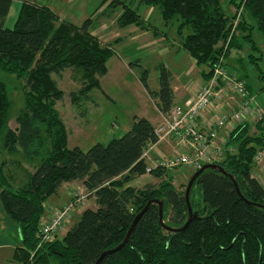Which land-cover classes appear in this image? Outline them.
<instances>
[{"label":"trees","instance_id":"obj_1","mask_svg":"<svg viewBox=\"0 0 264 264\" xmlns=\"http://www.w3.org/2000/svg\"><path fill=\"white\" fill-rule=\"evenodd\" d=\"M15 1L20 0H0V71L25 80V106L16 117L17 128L11 129L14 103L0 80V138L7 153L22 154L37 165L27 182L15 190L4 164L0 168V202L20 234L14 261L96 264L104 252L124 241L136 216L151 203L127 245L101 264H264V209L248 205L233 181L247 201L264 206V185L253 175L255 158L264 150V116L256 123L257 134L250 133V122L233 130L225 158L215 163L225 173L207 169L192 188L190 203L198 216L184 231H167L160 223V203L165 224L182 228L189 216L186 189L178 190L170 171L162 169L150 174L161 181L158 185L132 186L147 175L142 156L157 141L155 126L135 116L123 137L106 145L98 143L88 151L70 149L69 131L55 107L65 95L55 77L67 70L81 73L82 88L71 93L72 101L91 100L89 93L101 90L114 52L93 35L98 19L91 17L76 26L62 21L49 7L21 1L14 28L8 29L5 23ZM228 1L235 10L231 17L221 0H102L96 13L103 7L99 18L120 13L118 29L142 28L148 25L140 15L142 8H157L167 29L176 30L181 46L201 70L202 80L208 82L216 65L221 59L226 64L232 51H243L246 44L253 53L259 50L255 31L264 39V0ZM260 59L250 56L255 65ZM156 69L160 72L158 91L149 88V70L144 69L139 78L159 110L167 114L175 105L173 75L164 64ZM238 77L253 95L245 76ZM73 182L83 183L97 208L84 210L62 239L55 237L37 249L45 203L63 184ZM194 188L202 195L201 201L194 199Z\"/></svg>","mask_w":264,"mask_h":264},{"label":"rangeland","instance_id":"obj_2","mask_svg":"<svg viewBox=\"0 0 264 264\" xmlns=\"http://www.w3.org/2000/svg\"><path fill=\"white\" fill-rule=\"evenodd\" d=\"M21 1H28L39 6L49 7L62 21H68L76 26H81L91 17L98 19V24L96 23L98 26L94 29L93 35L98 37L101 44L105 46L111 45L110 48L114 52L113 59H110L107 64V67L108 65L110 67V72L109 76L103 81V89L93 90L89 93L91 94V100H77L76 102L71 100V93L78 92L82 88L80 72L67 70L60 78L55 77L58 81L59 88L65 94L63 100L58 101L55 107L59 111L69 131L70 149L79 147L84 151H88L98 143L106 145L114 138L123 137L131 129L133 118L136 115H142V113L144 115H151L155 113L156 103L150 100L146 92L147 90L145 91L146 88L142 85L139 77L144 69L149 70V88L151 90L159 89L160 72L156 68L159 63L163 64L170 61L169 54L166 53L165 48H160V46H163V42H165L168 44L166 48L168 50L172 46V43H176L180 39L176 30L173 28L167 29L157 8H150V13H152L151 21L144 19L148 25L146 24L142 28L131 26L122 30L118 29L120 13L111 18H99L104 7L98 13L96 12L102 0H20L13 3L12 15L8 20L6 28H14ZM221 3L227 15L231 17L235 13V10L229 5V1L221 0ZM156 32L158 33L157 35L155 34ZM254 40L259 48L257 52L253 53L250 45L246 44L243 51H232L231 56L226 61L233 67V70H230L233 74L235 71L238 76H245V80L251 89L250 92L255 95L258 104L264 108V81L260 78L261 75L264 77V39L261 33L255 31ZM157 47L160 49L158 55L161 57L158 55L155 59L145 57V52L149 51L154 53L153 50ZM251 54L261 58L257 61L261 72L257 69V65L251 62ZM137 59H140L143 63L134 66L133 70L126 68L128 60L136 62ZM239 61L240 63L238 64ZM121 66L123 70L114 68ZM117 73H119L118 79L115 78V74ZM0 80L7 85L9 95L14 103L9 127L16 129V117L25 106V80L2 71H0ZM225 100L233 101L235 98ZM191 103L192 101L188 100L184 105L175 104V106H182L187 110L191 106ZM232 103L235 104V101ZM250 123V133L257 134V121L253 120ZM220 137L224 138L226 134L222 132ZM159 149L160 154L167 157L166 159H170L175 150V144L172 140L167 139L165 142L163 141ZM233 152H236L235 149ZM158 156L159 153L154 151V159ZM3 164V170L8 178V182H10V187L14 190L27 182L28 177L33 174L37 165L29 163L22 154L10 155L7 153L4 148V138H0V168ZM194 172V170L187 167L171 169L170 176L174 179V186L178 190L187 189ZM253 175L264 185V158L259 163H256ZM160 182L155 176L146 175L133 181L132 186L143 189L147 185H158ZM79 192L87 195V197L83 200V204L78 205L72 215L67 219L65 228L63 227L62 230L55 234L56 238L62 239L68 232V229L79 222V214L82 210L97 208L95 198L90 197L86 190ZM193 197L196 201L202 200V195L197 188H194ZM51 205L49 200L45 203V211L40 218V222L43 219L50 218L51 209L62 208ZM49 206L52 208L48 213ZM11 223L12 226L5 231L4 236L7 238L9 236V239L19 246L20 234L18 226L12 220Z\"/></svg>","mask_w":264,"mask_h":264},{"label":"built area","instance_id":"obj_3","mask_svg":"<svg viewBox=\"0 0 264 264\" xmlns=\"http://www.w3.org/2000/svg\"><path fill=\"white\" fill-rule=\"evenodd\" d=\"M236 97L239 100H225ZM189 101L192 103L187 110L174 105L170 112L163 114L162 122L155 126L157 141L150 144L142 156L147 163V175L155 170L171 171L176 167H187L197 172L207 164L221 161L226 156L225 146L233 130L253 120L258 122L264 116V108L258 104L255 96L249 94L245 82L226 67L224 59L214 68L211 80L203 82ZM234 101L235 104L232 103ZM222 132L226 137H220ZM166 138L175 144L170 159L160 154L159 149ZM154 151L159 153L156 159L153 157ZM262 158L264 150L258 153L255 163ZM72 196L74 200L62 208L51 209L49 206L51 216L40 222L37 249L54 239L75 208L83 204L87 197L79 191Z\"/></svg>","mask_w":264,"mask_h":264},{"label":"crops","instance_id":"obj_4","mask_svg":"<svg viewBox=\"0 0 264 264\" xmlns=\"http://www.w3.org/2000/svg\"><path fill=\"white\" fill-rule=\"evenodd\" d=\"M150 11H151L150 8H142L140 12L141 17L145 20L148 19V21H151L152 13H150ZM11 15H12V7L7 17L5 27H7L6 25ZM143 43H140V44H143ZM167 46L168 44H166L165 42H163V46L162 45L160 46V48H163V49L165 48L164 50H166V53H168L170 56V61L168 63H163V64L173 75L172 88L175 94V104L184 105L188 100H191L194 97V93L197 91L199 86L204 82L200 75L201 70L196 67L195 62L192 60L189 54L183 49V47L180 44V41L179 43H173L172 46L168 48V50L166 49ZM159 50L160 49L157 47L153 50L154 53L149 52V51L145 52L144 53L145 57H148L149 59H155L158 55ZM158 56L161 57L160 55ZM112 59L113 57L111 58V60ZM134 63L135 62H131V60H128L126 68L129 70H133L134 66L132 64ZM136 63L138 64L135 66H138V65H141V63L143 62L140 59H137ZM159 64H162V63H159ZM226 64L229 68H231V66L227 63V61H226ZM114 68L115 69L118 68V70L119 69L123 70L122 66L114 67ZM109 72H110V67L108 65V73L106 76H104L101 79L102 89H103V81L106 77L109 76ZM118 77H119V73L115 74V78L118 79ZM158 90L159 89L153 90V91H158ZM148 96L150 100H152V102L154 103L155 101L150 97L149 94ZM235 100H239V98L236 97ZM136 116L140 118H145L148 121H150L154 126H156L158 123L162 121L163 113L159 110V108L156 105L155 113L151 115H144L142 113V115H136ZM81 190H86L83 183L81 182L63 184L61 188L59 189L58 193L54 195L53 197H51L49 201L53 206L63 207L70 201L74 192L81 191ZM83 211L84 210H82L79 216H81ZM11 226H12L11 220L6 215L3 209V206L0 202V264H18L17 262L14 261L15 251L18 246L11 239H9V236L8 238L4 236L5 231H7V229ZM73 226H71V228ZM70 229H68V231Z\"/></svg>","mask_w":264,"mask_h":264},{"label":"water","instance_id":"obj_5","mask_svg":"<svg viewBox=\"0 0 264 264\" xmlns=\"http://www.w3.org/2000/svg\"><path fill=\"white\" fill-rule=\"evenodd\" d=\"M207 169H214V170H218V171H220V172H222V173H225L224 169H223L220 165H218V164H207V165H205L201 170L195 172V174L192 176V178H191V180H190V182H189V184H188V187H187V189H186V201H187V205H188V215H189V216H188V220H187L186 224H185L182 228H179V229L170 228L169 226H167V225L165 224V222H164V220H163V219H164V218H163L164 204H163V203H160V217H159V219H160V223L162 224V226H163L166 230L171 231V232H173V233H178V232H180V231H184V230H186V229L189 227V225L191 224V222H192V221L198 216L196 213L193 212V209H192V206H191V203H190V193H191V191H192V188H193V186H194V184H195L197 178H198V177H199V176H200L205 170H207ZM232 179H233V178H232ZM233 181H234V185H235V187H236V190H237L238 195H239V196H240V197H241V198H242V199H243L248 205H252V206H256V207H259V208L264 209V206H262V205H260V204H256V203H252V202H250V201H247V200L243 197V195H242V193H241V191H240V188H239L238 183L236 182V180H233ZM150 205H151V203H150V204H149L144 210H142V211L136 216V219H135V221H134V223H133L131 229L128 231V233H127V235H126L124 241H123L119 246H117L116 248L104 252V253L101 255V257L98 259V261L96 262V264H101L102 261H103V259H104L106 256L111 255V254H114V253L120 251L121 249H123V248L127 245V243H128V241H129V239H130L132 233L134 232V229H135V227H136L138 221L141 219V217L144 215V213L147 211V209H148V207H149Z\"/></svg>","mask_w":264,"mask_h":264}]
</instances>
